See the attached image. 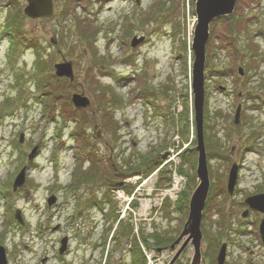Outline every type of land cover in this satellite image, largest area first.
Listing matches in <instances>:
<instances>
[{
  "label": "rangeland",
  "instance_id": "1",
  "mask_svg": "<svg viewBox=\"0 0 264 264\" xmlns=\"http://www.w3.org/2000/svg\"><path fill=\"white\" fill-rule=\"evenodd\" d=\"M27 6V0H0V245L6 259L130 262L125 239L100 246L116 216H109L111 209L121 207L117 218L135 233L143 263L171 264L176 251H156L152 232L165 226L181 234L189 215V209L175 211L163 222L159 189L173 192L180 180L186 207L199 184L195 2L53 0L52 18L37 20L24 14ZM209 32L204 137L211 186L201 224L202 264H212V255L218 264L224 245L225 264H264V214L246 203L264 193V0H236L234 12ZM65 63L72 64L74 81L57 77L55 66ZM74 94H84L93 108L75 107ZM234 163L239 174L231 195ZM122 185L134 196V208L124 214L129 204L116 203L111 191ZM89 198L99 202L86 205ZM65 236L73 239L61 256ZM193 257L189 245L174 264H191Z\"/></svg>",
  "mask_w": 264,
  "mask_h": 264
},
{
  "label": "water",
  "instance_id": "2",
  "mask_svg": "<svg viewBox=\"0 0 264 264\" xmlns=\"http://www.w3.org/2000/svg\"><path fill=\"white\" fill-rule=\"evenodd\" d=\"M28 6L25 8V15L34 20L42 18H52L53 16V0H27ZM195 2V13L197 17V25L194 32L192 51L194 53V64L192 73V91L194 95V111H195V123H196V137L197 146L196 151L198 153L197 161V177L199 184L193 191L189 201V215L184 228L172 244L171 250L176 251L175 257L171 264L177 261L182 255L185 249L192 245L194 249V257L191 264H201L202 257V243L203 234L201 230V224L203 220L204 210L207 204L208 195L210 192L211 181L208 172L207 155L204 138V69L206 62V45L210 37L211 24L222 17L231 15L234 12L236 0H193ZM141 41V40H140ZM138 42H133L134 47ZM57 77H66L71 81H74V74L72 72V64H58L55 66ZM72 102L77 108H91L92 103L88 97L84 94H74ZM236 124H239V109L236 115ZM239 166L234 164L230 170L228 179V192L234 193L235 186L238 180ZM24 183V171L18 177L16 184L21 186ZM52 204L53 201L50 200ZM246 203L249 207L255 211L264 213V195H258L247 199ZM246 216V214L244 215ZM16 218L21 222L20 213L17 211ZM260 232L262 240L264 242V220L260 226ZM67 239L63 241V247L60 253H63L66 249ZM226 248L224 245L218 255V264H225ZM0 264H7L5 249L0 246Z\"/></svg>",
  "mask_w": 264,
  "mask_h": 264
},
{
  "label": "trees",
  "instance_id": "3",
  "mask_svg": "<svg viewBox=\"0 0 264 264\" xmlns=\"http://www.w3.org/2000/svg\"><path fill=\"white\" fill-rule=\"evenodd\" d=\"M38 84H40L41 87L45 86L43 82H39ZM157 167H155L154 169H157ZM135 168L138 169L137 167H135ZM139 171H141V170H139ZM141 172H139V173H141ZM97 202H99V201H97V199L94 200L93 198H89L88 200L85 201V204L91 206L92 204L94 205ZM104 203H105V201L101 202L102 205ZM187 205L188 204L186 202V207L181 206V200H180L177 204V206H178L177 211H179V210L183 211L184 209H188ZM166 207H167V205H166ZM166 213H167V216L170 214V212H166ZM113 222H114V220H113ZM123 226L124 225L121 224L119 226V228L117 229V231L114 232V235L112 237L113 241L117 242L121 239H125V240L130 242L132 230L127 225L125 226V228H122ZM112 227H114V223H111L110 228L108 230H106V232H105V237H104V242H103L104 247H105V244L107 242L109 232L112 231ZM217 227L220 228L221 230H223L224 228L226 229L225 225L219 224V223H218ZM227 229L230 230V226L227 227ZM217 231L219 232V230H217ZM163 234H164V236H161L160 233L152 236L156 240L159 249H164L165 247H170L174 243L176 238L179 236L180 230H175V231L171 232V234L166 231V232H163ZM232 235H234V234H232L231 231H228L227 235H226L227 240H228V238H230L232 240L233 239ZM232 242H230V243L232 244ZM133 243H134L133 244L134 247H133V249H131V252L135 254V258H134L133 263L134 264H144L142 259L140 258L139 250L136 247L137 246L136 243L134 241H133ZM212 256H209V259L211 260L212 264H214V257H212Z\"/></svg>",
  "mask_w": 264,
  "mask_h": 264
},
{
  "label": "bare ground",
  "instance_id": "4",
  "mask_svg": "<svg viewBox=\"0 0 264 264\" xmlns=\"http://www.w3.org/2000/svg\"><path fill=\"white\" fill-rule=\"evenodd\" d=\"M240 73H242L241 70H240ZM204 80H205V75H204Z\"/></svg>",
  "mask_w": 264,
  "mask_h": 264
},
{
  "label": "built area",
  "instance_id": "5",
  "mask_svg": "<svg viewBox=\"0 0 264 264\" xmlns=\"http://www.w3.org/2000/svg\"><path fill=\"white\" fill-rule=\"evenodd\" d=\"M175 186H176V183H175ZM174 187V186H173ZM176 189V188H175ZM129 202H131V200H129Z\"/></svg>",
  "mask_w": 264,
  "mask_h": 264
}]
</instances>
